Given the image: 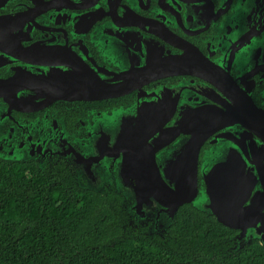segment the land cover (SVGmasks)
I'll use <instances>...</instances> for the list:
<instances>
[{
    "label": "flooded vegetation",
    "instance_id": "af4514ba",
    "mask_svg": "<svg viewBox=\"0 0 264 264\" xmlns=\"http://www.w3.org/2000/svg\"><path fill=\"white\" fill-rule=\"evenodd\" d=\"M0 85V156L107 193L129 123L208 131L199 164L222 151L264 211V0H0Z\"/></svg>",
    "mask_w": 264,
    "mask_h": 264
},
{
    "label": "trees",
    "instance_id": "16d2710c",
    "mask_svg": "<svg viewBox=\"0 0 264 264\" xmlns=\"http://www.w3.org/2000/svg\"><path fill=\"white\" fill-rule=\"evenodd\" d=\"M120 203L113 191L0 158V264H264L259 240L226 253L237 230L192 204L179 207L162 238L134 233Z\"/></svg>",
    "mask_w": 264,
    "mask_h": 264
},
{
    "label": "water",
    "instance_id": "95a60500",
    "mask_svg": "<svg viewBox=\"0 0 264 264\" xmlns=\"http://www.w3.org/2000/svg\"><path fill=\"white\" fill-rule=\"evenodd\" d=\"M7 86L12 88L13 85ZM3 87L5 86L0 85V89ZM19 88L21 86L13 87L12 96L8 98L17 106L19 98L16 94ZM1 94L3 93L0 92ZM146 127L148 126L144 123L138 122L132 128L129 123L117 141L118 148L123 153L122 180L117 177L115 181L110 180V183L115 184L111 191L121 198L120 204L127 216V226L134 233L166 238L179 207L189 203L214 215L223 225L238 231L227 239L228 245L224 249L226 253L240 251L258 239L264 246V211L261 206L256 207L258 194L253 190L255 181L243 177L241 169L239 172H230L235 162L232 164L229 160L224 161L222 151L211 159L206 155L202 164H199L200 150L209 132L184 128L170 132ZM158 131H161V135L156 138L154 145L150 144L149 140ZM181 134L185 136L180 137L178 149L160 164L156 160L159 150L157 144L169 143ZM102 140L105 143V139ZM99 142L100 139L95 137L88 144L94 149L99 146ZM234 145L238 148L234 149L241 151L239 144L234 142ZM71 151L79 164H90L91 158H85L75 150ZM25 159L22 156L16 157V160ZM83 172L82 167L79 178ZM74 179L82 188L106 192L104 181L103 185L101 183L97 186L93 182L86 184L81 179ZM262 181L264 184V178ZM259 187L260 190L264 189L262 183ZM257 209L259 210L256 212ZM163 242L169 241L164 239Z\"/></svg>",
    "mask_w": 264,
    "mask_h": 264
}]
</instances>
